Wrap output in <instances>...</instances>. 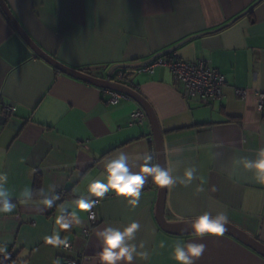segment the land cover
Segmentation results:
<instances>
[{
  "label": "crops",
  "instance_id": "obj_1",
  "mask_svg": "<svg viewBox=\"0 0 264 264\" xmlns=\"http://www.w3.org/2000/svg\"><path fill=\"white\" fill-rule=\"evenodd\" d=\"M5 0L28 36L61 63L106 78L118 63L137 64L193 38L169 53L183 60H208L227 78L223 96L210 104L186 99L170 67L152 72L127 68L124 83L140 93L156 114L162 133L166 168L183 176L195 168L187 186H167L165 214L170 221L195 220L205 212L223 213L264 244V183L252 170L237 167L239 157L255 160L264 147V112L255 90L264 91V0ZM240 16V17H238ZM238 17V18H237ZM237 18V19H236ZM236 19V20H235ZM232 20V24L226 25ZM225 26V27H224ZM236 87H247L245 98ZM110 89L59 71L38 56L0 7V115L6 106L13 115L0 123V173L16 207L0 213V246L9 264H63L68 257L88 256L83 264H100L101 244L95 231L106 225L123 228L131 221L141 227L135 243L143 244L132 264H179L177 243L205 245L195 264H264V256L227 233L176 235L156 219L159 186L149 177L138 206L109 191L95 206L97 222L91 233L89 211L70 229L56 223L70 218L72 199L87 184L102 178L104 163L123 151L129 168L151 153L158 162L153 126L134 98L109 102ZM142 109L143 122L132 114ZM53 189L57 206L22 204L18 195ZM61 204L66 206L58 211ZM71 241L49 244L57 236ZM118 264H124L123 261Z\"/></svg>",
  "mask_w": 264,
  "mask_h": 264
},
{
  "label": "clouds",
  "instance_id": "obj_2",
  "mask_svg": "<svg viewBox=\"0 0 264 264\" xmlns=\"http://www.w3.org/2000/svg\"><path fill=\"white\" fill-rule=\"evenodd\" d=\"M129 155L123 151L116 154L115 158L108 159L103 166L102 178L94 179L87 184L84 194L76 195L71 204L70 218L58 215L56 223L63 229H70L81 222L80 214L88 212L99 202L96 198H103L110 190L116 195L124 197L126 203L135 208L138 206L141 196V190L146 180L150 177L151 181L159 186H173L177 183L187 186L195 176V168H188L183 176H174L172 171L166 167H161L158 162H154L155 157L151 154H144L137 157L140 166L133 171L129 168ZM234 164L244 170H252L256 180L264 183V147H261L255 160H249L245 157H239ZM7 176L0 173V213L7 214L13 212L16 202L13 194L6 187ZM20 203L28 205L35 204L49 209L57 206V201L61 196L53 189L46 192L40 189L37 192L25 188L16 198ZM65 204L58 207L62 212ZM228 223V217L223 213L213 216L205 212L195 218L192 222L194 233L198 236H204L206 233L220 234L225 231V225ZM141 225L137 221H131L125 227L117 228L106 225L95 231V236L101 244L99 253L100 264H118L123 261L124 264H132L136 257L146 256L145 252L140 251L143 244L135 243L136 233ZM49 244L58 245L65 243L57 236L46 238ZM205 245L187 243L182 245L177 243L173 250V258L179 264H195L196 259L204 253ZM0 254L4 259L9 258L6 246H0Z\"/></svg>",
  "mask_w": 264,
  "mask_h": 264
},
{
  "label": "water",
  "instance_id": "obj_3",
  "mask_svg": "<svg viewBox=\"0 0 264 264\" xmlns=\"http://www.w3.org/2000/svg\"><path fill=\"white\" fill-rule=\"evenodd\" d=\"M260 1L261 0H258L257 2H255V4H253L249 8V10L253 9L254 6L257 5ZM0 7L4 11L6 16L9 18V20L13 23L15 28L19 31V33L30 44V46L33 48L35 53L38 56H40L41 58H43L44 60H46L47 62H49L50 64H52L59 71L64 72V73H66L68 75H71V76H73L75 78L87 81V82H89L91 84H94V85H97L99 87H103L105 89H110V90H115V91L122 92V93H124V94H126V95H128V96H130V97H132L134 99H136L143 106V108L146 110V112L148 113V115L150 117V120H151V123H152V126H153V131H154V139H155V143H156L158 163L160 164L161 167H166L165 158H164V147H163V142H162V133L160 131V128H159V125H158V120L156 118V114H155L154 110L152 109L150 104H148L145 101V99L140 95V93H138L137 91L133 90L131 87L127 86L124 83H120V82L114 81L113 73H114V71L116 69H127V68L144 67L147 64H149L150 62H152L153 60H155L156 58H158V57H160L162 55H165V54L169 53L170 51L176 50L183 43H185V42H187V41H189V40H191L193 38L202 36V35H204V33L197 34V35H192V36L186 38L185 40L181 41L177 45L173 46L172 48H170V49H168V50H166L164 52L158 53V54L154 55L153 57H151L150 59L145 60L143 62H140V63H137V64H129V63H118V64H115L108 71L106 78H98V77L92 76L89 73H86V72L71 68V67L61 63L59 60H57L52 55L44 52L28 36V34L25 32V30L22 28L20 23L16 20V18L12 14V12H11L10 8L8 7V5L6 4L5 0H0ZM238 17H240V16H238ZM235 20H232L231 22H229L226 25L232 24ZM7 117H9V115H7L6 112L4 111L3 114L0 115V123L6 121ZM166 195H167V186H159L158 202H157V205H156V219H157L159 225L161 226V228L163 230H165L166 232H169L171 234H176V235L194 234V230L192 228V222L194 220L170 221V220H168L166 218V214H165ZM224 233H227L229 235H232V236L236 237L237 239L242 241L244 244L248 245L249 247L253 248L258 253H260L261 255L264 256V244H262L258 239L254 238L253 236H251L250 234H248L244 230L240 229L236 225L231 224V223L228 222L225 225ZM10 261H11L10 254H9V258L8 259H4L3 255L0 254V264H9Z\"/></svg>",
  "mask_w": 264,
  "mask_h": 264
},
{
  "label": "built area",
  "instance_id": "obj_4",
  "mask_svg": "<svg viewBox=\"0 0 264 264\" xmlns=\"http://www.w3.org/2000/svg\"><path fill=\"white\" fill-rule=\"evenodd\" d=\"M157 65L170 67L176 83L183 86L184 97L186 99L197 97L201 104L207 105L223 96V89L227 85V78L217 68L211 66L208 60L204 59L198 62H192L183 60L173 54L168 57L160 56L140 70L152 72ZM124 77L125 75L123 72L117 74V79L120 81L123 80ZM249 92L250 89L247 87H236V94L241 98H245ZM109 93V102L112 104H118L122 99L130 98L128 95L115 90H109ZM255 94L258 98L259 109L264 112V91L255 90ZM4 109L9 116L13 115L15 110L13 106H6ZM132 116L136 121L143 122L145 112L142 109H138ZM98 201L96 205L100 203V199H98ZM88 216L90 225L84 229L85 235L91 233L92 225L97 222L95 207L89 210ZM64 246L66 249H73V243L71 241H67ZM88 259L89 257L85 255L68 257L64 260L63 264H83Z\"/></svg>",
  "mask_w": 264,
  "mask_h": 264
},
{
  "label": "trees",
  "instance_id": "obj_5",
  "mask_svg": "<svg viewBox=\"0 0 264 264\" xmlns=\"http://www.w3.org/2000/svg\"><path fill=\"white\" fill-rule=\"evenodd\" d=\"M171 55H173V54H171V53H167V54H165V55H162V56H166V57H168V56H171ZM120 72H123L124 73V75H125V77H126V70H124V69H117L116 71H115V73H116V75L118 74V73H120ZM124 77V78H125Z\"/></svg>",
  "mask_w": 264,
  "mask_h": 264
}]
</instances>
